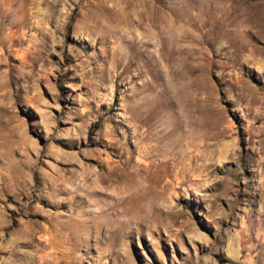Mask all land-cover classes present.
<instances>
[{"label":"rangeland","instance_id":"obj_1","mask_svg":"<svg viewBox=\"0 0 264 264\" xmlns=\"http://www.w3.org/2000/svg\"><path fill=\"white\" fill-rule=\"evenodd\" d=\"M0 264H264V0H0Z\"/></svg>","mask_w":264,"mask_h":264}]
</instances>
